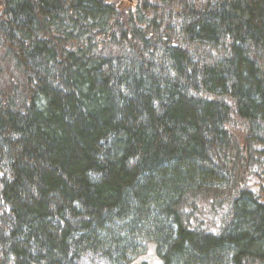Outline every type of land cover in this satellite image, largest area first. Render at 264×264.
<instances>
[{
	"label": "trees",
	"instance_id": "trees-1",
	"mask_svg": "<svg viewBox=\"0 0 264 264\" xmlns=\"http://www.w3.org/2000/svg\"><path fill=\"white\" fill-rule=\"evenodd\" d=\"M264 264V0H0V264Z\"/></svg>",
	"mask_w": 264,
	"mask_h": 264
},
{
	"label": "rangeland",
	"instance_id": "rangeland-1",
	"mask_svg": "<svg viewBox=\"0 0 264 264\" xmlns=\"http://www.w3.org/2000/svg\"><path fill=\"white\" fill-rule=\"evenodd\" d=\"M152 243L148 244V248L145 249V251L134 258L130 264H160L159 256L155 249L153 248ZM77 264H107L104 261H102L99 258H96L91 255H83L80 257V259L77 261Z\"/></svg>",
	"mask_w": 264,
	"mask_h": 264
}]
</instances>
